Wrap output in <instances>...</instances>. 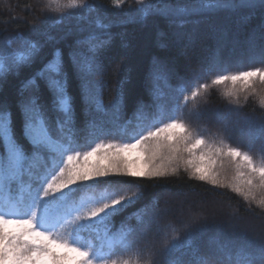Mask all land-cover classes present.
<instances>
[{"label": "snow or ice", "instance_id": "1", "mask_svg": "<svg viewBox=\"0 0 264 264\" xmlns=\"http://www.w3.org/2000/svg\"><path fill=\"white\" fill-rule=\"evenodd\" d=\"M111 2L113 8L122 9L126 0ZM136 3V11L145 18H162L176 30L194 23L193 17L259 9V54L250 62L264 65V0ZM42 7L59 12V23L87 16L90 25L86 35L69 30L49 34L41 42L17 33L0 41V82L32 68L45 46H53L43 66L25 81L15 115L9 104L0 102V264H155L157 256L163 264H264V239L238 235L201 248L205 235L222 232L204 212L190 214L181 228L157 227L159 248L142 247L159 220L155 203L127 217L119 229L111 228L114 217L144 199L143 185L137 181L160 180L181 170L264 210V157L257 161L225 139L234 130L229 116L217 114L223 127L215 132L194 128L185 118L186 114L202 118L199 105L212 88H222L225 100L236 108L251 97L264 109V66L233 70L214 56L169 92L175 69L166 60H154L152 105L146 109L141 104L135 121L121 124L122 97L118 94L111 109L105 108L95 81L112 45L104 6L87 0H46ZM256 41L254 31L249 38L253 51ZM61 43H67V52ZM72 80L86 111L96 114L86 123L83 136L76 128ZM17 118L21 136L16 132ZM245 123L249 137L264 138V123ZM225 215L229 226L235 227L239 219L235 212ZM181 229L183 238L178 235Z\"/></svg>", "mask_w": 264, "mask_h": 264}, {"label": "trees", "instance_id": "2", "mask_svg": "<svg viewBox=\"0 0 264 264\" xmlns=\"http://www.w3.org/2000/svg\"><path fill=\"white\" fill-rule=\"evenodd\" d=\"M145 2L156 3L158 0ZM45 3L46 0H0V41H5L17 33L41 42L49 34L58 36L69 30L79 29L77 34H87L86 29L90 25L87 16L59 23L61 14L55 11L46 12L42 7ZM87 3L103 5L106 22L111 24L109 31L112 45L102 57L103 71L95 77V81L105 108L111 109L118 94L122 97L121 124L134 122L137 108L141 104L146 109L152 105L151 70L154 60H166L175 69L176 74L169 82V92L183 81L190 80L195 73L201 71L205 62L214 56L222 58L233 70L236 66L244 70L264 66L258 60L256 63L250 62L253 55L258 57L259 54V25L262 22L259 9L220 11L210 16L193 17L194 23L176 30L162 18H145L143 14L138 13L136 0H126L122 9L113 8L111 0H87ZM92 16L94 17L95 13ZM245 16L249 19L244 20ZM254 31L257 36L255 51L249 46V38ZM221 36L224 38L223 42H218ZM59 46L67 52V43H61ZM52 47L51 44L45 46L40 59L32 68L11 74L0 82V102L9 104L14 115L15 104L24 90L25 81L43 66L50 57ZM70 93L75 97L76 128L83 136L86 123L96 114L93 112L90 115L86 111L75 80L70 82ZM234 108L236 106L229 104L223 97L222 88H212L199 105L202 118L197 120L193 114H186L185 118L194 128H206L215 132L223 127L217 120V114L229 116L232 122L230 126L234 130L225 139L233 146L249 151L254 159L259 161L264 157V138L249 137L245 121H252L254 125L264 123V109L251 97L247 103L242 99L236 111L229 112V109ZM131 126L129 125L130 128ZM16 132L18 136L22 135L18 118ZM21 142L25 143L23 138ZM137 182L143 185L144 199L114 217L111 228L113 231L119 229L127 217L145 205L155 203L159 220L144 237L142 247L156 244L159 248L160 234L157 227L174 225L181 228L190 214L200 212L210 214V222L222 229V232L213 230L205 235L199 242L201 248H206L210 241L222 240L227 243L238 235H247L257 241L264 239V210L249 204L228 189L214 188L207 183L191 179L183 170L175 176L160 180L142 179ZM229 210L239 217L235 227L229 226L230 221L225 215ZM178 235L183 238L185 231L181 229ZM170 237L169 232L168 238ZM155 264H163V258L157 256Z\"/></svg>", "mask_w": 264, "mask_h": 264}]
</instances>
